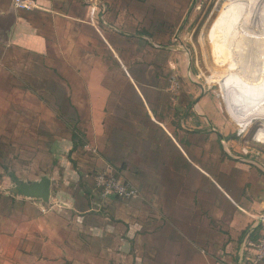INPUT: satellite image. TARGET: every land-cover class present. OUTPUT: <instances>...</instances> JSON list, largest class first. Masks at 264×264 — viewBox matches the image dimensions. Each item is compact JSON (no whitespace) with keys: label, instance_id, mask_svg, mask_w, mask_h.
I'll list each match as a JSON object with an SVG mask.
<instances>
[{"label":"crops","instance_id":"crops-1","mask_svg":"<svg viewBox=\"0 0 264 264\" xmlns=\"http://www.w3.org/2000/svg\"><path fill=\"white\" fill-rule=\"evenodd\" d=\"M32 1L27 11L0 0V93L23 95L2 93L0 106L20 140L13 160L35 174L17 181L4 153L0 264H248L264 168L224 149L201 87L170 83L173 63L150 61L155 44L184 42L172 31L191 25L190 0ZM226 2L211 42L243 35L244 4ZM105 171L134 194L102 200L94 179ZM42 176L47 203L9 193Z\"/></svg>","mask_w":264,"mask_h":264},{"label":"rangeland","instance_id":"rangeland-1","mask_svg":"<svg viewBox=\"0 0 264 264\" xmlns=\"http://www.w3.org/2000/svg\"><path fill=\"white\" fill-rule=\"evenodd\" d=\"M239 3L244 4L240 13L244 19L241 25L244 32L239 38L226 39L228 35L224 38H220V35L216 42L207 38L212 22L227 6L226 0H190L191 25L172 31H177L175 33L180 34L184 42L155 44L156 53L150 61L162 66L167 61L173 63L169 71L165 69L170 83L194 82L201 87L207 99L204 111L212 117L217 130L225 138L224 149L264 168V37L256 41L258 35L264 34V0H240ZM247 33L249 38L244 39ZM182 49L187 54L185 60L184 52L179 51ZM157 50L160 52L157 53ZM142 59L139 60L140 64L146 61ZM6 95L2 99L23 97L22 92L16 91L7 92ZM233 109L238 111L240 117H249V125L242 129ZM0 111V136H3L0 137V162L5 159L4 153H12L9 159L11 163L7 166L22 176L17 181L33 179L34 171L27 165L29 160H26L23 170H19L18 163L13 160L15 153L18 155L21 152L18 147L20 140L9 138L12 126L4 122L7 108L0 106ZM8 118L12 120V115ZM16 127L15 130L19 131L21 125ZM8 167L3 172L5 177L13 172ZM14 185L17 183H11V188ZM85 190L86 186L81 184L78 191Z\"/></svg>","mask_w":264,"mask_h":264},{"label":"built area","instance_id":"built-area-1","mask_svg":"<svg viewBox=\"0 0 264 264\" xmlns=\"http://www.w3.org/2000/svg\"><path fill=\"white\" fill-rule=\"evenodd\" d=\"M13 7L18 10L38 9L36 2L32 0H13ZM94 186L97 188L100 198L106 200L110 197L128 198L134 194L129 183L117 178L109 172H101L95 176ZM248 252L245 263H264V217L260 219L259 237L254 243L246 245L244 248Z\"/></svg>","mask_w":264,"mask_h":264},{"label":"water","instance_id":"water-1","mask_svg":"<svg viewBox=\"0 0 264 264\" xmlns=\"http://www.w3.org/2000/svg\"><path fill=\"white\" fill-rule=\"evenodd\" d=\"M9 193L47 203L50 196V180L46 176H42L37 182L18 183L10 188Z\"/></svg>","mask_w":264,"mask_h":264},{"label":"bare ground","instance_id":"bare-ground-1","mask_svg":"<svg viewBox=\"0 0 264 264\" xmlns=\"http://www.w3.org/2000/svg\"><path fill=\"white\" fill-rule=\"evenodd\" d=\"M261 37H264V34L258 35V36L256 37V40H257V41L260 40Z\"/></svg>","mask_w":264,"mask_h":264}]
</instances>
